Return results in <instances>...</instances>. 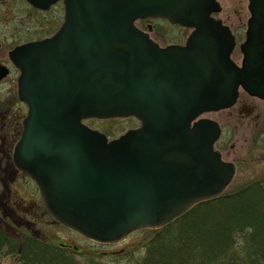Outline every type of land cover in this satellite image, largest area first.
Returning <instances> with one entry per match:
<instances>
[{"label": "water", "instance_id": "water-1", "mask_svg": "<svg viewBox=\"0 0 264 264\" xmlns=\"http://www.w3.org/2000/svg\"><path fill=\"white\" fill-rule=\"evenodd\" d=\"M27 1L46 10L57 0ZM63 5L52 35L8 52L27 107L13 158L51 216L92 239L115 241L219 194L234 166L213 148L218 124L197 116L231 106L239 87L264 97V0H248L240 65L230 59V29L211 17L217 0ZM141 17L192 31L184 46L160 48L134 25ZM7 72L0 64V80ZM126 115L141 125L111 140L82 122Z\"/></svg>", "mask_w": 264, "mask_h": 264}, {"label": "rangeland", "instance_id": "rangeland-1", "mask_svg": "<svg viewBox=\"0 0 264 264\" xmlns=\"http://www.w3.org/2000/svg\"><path fill=\"white\" fill-rule=\"evenodd\" d=\"M218 1L221 8L215 16L229 26L235 35L236 46L231 57L239 63L241 53L238 43L244 37L243 33L249 15L248 0ZM62 13L63 7L60 2L48 11H39L25 0H0V62L9 68L8 75L0 82V142L5 143L6 151L3 150L4 153H0L2 164L4 162L10 164V160L6 157L9 152L8 147L19 136L21 121L26 113V106L18 100L16 94L18 70L9 61L7 53L19 43L38 39L54 32L62 21ZM135 24L144 30H146V24H150L152 31L150 35L155 37L161 45L175 41V39L178 41L180 38L185 39L190 32L189 28L159 18L151 21L137 20ZM201 116L218 122L221 134L214 146L220 151L224 160L234 163L236 167L235 174L223 193L234 192L255 180L261 181L264 189V98L250 97L240 90L235 105L206 112ZM84 123L103 132L109 139L138 125L137 119L131 116L107 119L88 118L84 120ZM3 180L6 181L3 190L17 189L16 195L25 200L24 204L20 205L17 203L19 200L15 198L16 209L26 210L28 203L32 205L30 211L33 213L29 212L31 215L27 218L35 222L39 236L43 237L45 234V236H50V241L54 243L59 239L62 243L65 242L78 248L71 247L72 254L62 252L65 258L69 259L70 264H138L145 255L147 242L157 229H138L130 232L118 242H96L57 223H52L50 218L42 215L39 195L33 181L28 182L19 174L10 181L6 177ZM24 219L27 221L26 217ZM14 232L17 233L16 230ZM241 257L247 259L245 254ZM12 260L14 259L8 253L0 255V264H11Z\"/></svg>", "mask_w": 264, "mask_h": 264}, {"label": "trees", "instance_id": "trees-1", "mask_svg": "<svg viewBox=\"0 0 264 264\" xmlns=\"http://www.w3.org/2000/svg\"><path fill=\"white\" fill-rule=\"evenodd\" d=\"M31 206L25 213L15 209L13 221L30 216ZM13 235L0 227V255L21 251L20 262L12 260L11 264H70L64 253L36 245L27 232L17 230L20 239ZM138 264H264V189L260 181L201 200L157 228Z\"/></svg>", "mask_w": 264, "mask_h": 264}, {"label": "flooded vegetation", "instance_id": "flooded-vegetation-1", "mask_svg": "<svg viewBox=\"0 0 264 264\" xmlns=\"http://www.w3.org/2000/svg\"><path fill=\"white\" fill-rule=\"evenodd\" d=\"M147 33H148L149 37L155 43H157L160 47L167 46L168 44L183 45L184 42H185V39L180 38L179 41L177 39H175V41H171L170 43H166L164 45H161V43L158 42L155 37H153V36L150 35V33H152L151 30L147 31ZM235 40H236V37H235ZM238 96H239V92H238L237 98H238ZM250 97H255V96H250ZM237 98H236V100L234 102V105H235V103L237 101ZM255 98L262 99V98H258V97H255ZM4 145H5L4 142H0V153H4V151H5ZM13 146H14V141H13V143H11V146L8 147L9 152H8V154H6V157L10 160V164H8V162H6V163L4 162L2 164V158H0V223H1L0 227L1 226L2 227H5L8 231H10V233H12V235L14 234L16 236H17V233H15L14 230H16V231L17 230H21L23 234H25L27 232L30 236H32L31 240H33L36 243V245L43 246L47 250L54 251V252H56L58 254L59 253L61 254L62 252L70 251L72 248L78 249L76 247L71 246V244H67L65 242L62 243L59 239H57L58 242H55L54 243V242L50 241V236H48L47 234H46L47 236H45V234H44L45 237L44 236L43 237L39 236V234H38L39 231H38V228L35 227V222H31L28 218H26L27 221L26 220H21V219H19L18 222L17 221L16 222L13 221V216L16 213V210H15L16 209V207H15V198H20V197H18L16 195V193H18V191H16L17 189L16 190L13 189V190L9 191L10 188H8L6 190H3V185L6 184V181H4L3 179L6 177L10 181L17 174H19L22 178L25 177L24 175H22L15 168V166L13 164V160H12V150H13ZM3 167H4V169H2ZM3 176H4V178H3ZM24 202H25L24 199H19V203L24 204ZM41 209H42V215H44V216L47 215L46 211L43 210L42 207H41ZM25 211L26 210H24V209H20L19 210V212H23V213H25ZM50 221L52 223L59 224L58 222L54 221L53 219H50ZM15 223H17V224H15ZM59 225H61V224H59ZM33 226L36 228V230H34L35 228ZM12 229H14V230H12ZM67 229H69V228H67ZM69 230H71V229H69ZM71 231L72 232H75L73 230H71ZM16 238H19L20 239L21 237H19V235H18ZM20 249L21 248H19L18 250L20 251ZM66 253H68V252H66ZM9 254L18 263L20 262L18 260H19V258H21V251L18 252V254H13V252L8 253V255Z\"/></svg>", "mask_w": 264, "mask_h": 264}]
</instances>
